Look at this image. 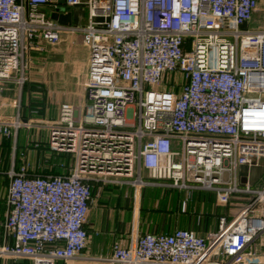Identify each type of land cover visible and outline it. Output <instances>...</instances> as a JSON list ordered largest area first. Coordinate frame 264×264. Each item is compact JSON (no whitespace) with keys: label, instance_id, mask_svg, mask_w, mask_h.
Segmentation results:
<instances>
[{"label":"built area","instance_id":"built-area-1","mask_svg":"<svg viewBox=\"0 0 264 264\" xmlns=\"http://www.w3.org/2000/svg\"><path fill=\"white\" fill-rule=\"evenodd\" d=\"M60 2L85 4L87 22L54 21L45 7ZM62 34L81 35L85 55L73 68L86 103L83 113L61 104L45 129L49 149L73 161L58 174L11 171L0 257H79L93 182L141 186L144 169L186 191L183 209L198 189L220 205L235 198L236 212L206 235L176 228L115 242L107 264H264L252 247L264 232V186L236 177L264 158V0H0V86L22 84L32 55Z\"/></svg>","mask_w":264,"mask_h":264},{"label":"crops","instance_id":"crops-1","mask_svg":"<svg viewBox=\"0 0 264 264\" xmlns=\"http://www.w3.org/2000/svg\"><path fill=\"white\" fill-rule=\"evenodd\" d=\"M45 11L62 25L87 22L85 4L67 7L60 2L55 7L46 6ZM84 55L81 35L62 34L57 44L46 45L43 53L34 54L36 70L31 71L22 84L12 80L0 86V124L12 122L15 118L21 121L20 127L13 129L11 135L0 133V244L5 241L3 222L8 210L6 195L11 171L27 165L33 173H52L53 168L46 169L47 163L51 162L47 160L51 150L47 145L46 123L58 117L63 103L72 104L78 112L84 111L85 90L73 68L76 62L84 59ZM61 90H67L64 101ZM51 164L54 168L58 166L55 160ZM140 176L144 182L141 186L93 182L85 224L86 247L79 257L58 264H107L105 257L115 242L129 246L140 234L171 233L176 228L206 235L217 228L219 215L231 218L236 212L232 205L235 198H232L231 205L222 207L217 205L212 192L198 189L191 191L183 209L182 202L187 197L185 190L171 186L168 179L144 169ZM236 177L240 186L247 183L253 189H261L264 186V161L239 165ZM182 215L185 219L181 218ZM252 247L256 252H264V232L255 238ZM0 264L15 262L0 257Z\"/></svg>","mask_w":264,"mask_h":264},{"label":"rangeland","instance_id":"rangeland-1","mask_svg":"<svg viewBox=\"0 0 264 264\" xmlns=\"http://www.w3.org/2000/svg\"><path fill=\"white\" fill-rule=\"evenodd\" d=\"M260 5H261V2H260V4H259V7H260ZM73 8V7H72ZM83 10V11H82ZM81 11H82V15L84 16V18H85V16H86V10L83 8V9H81ZM258 24H260V19L258 18V19H255L254 20V22L253 23H251V25H250V27H255V26H257ZM51 52H53V51H51ZM50 52V53H51ZM33 58H34V55H32V60H31V65H30V68H29V70L26 72V76H25V79L27 78V76L29 75V73L31 72V71H35L36 70V68L34 67L35 65L33 64ZM60 93H61V95L64 97L62 100L64 101L65 100V98H66V94H67V90H61L60 91ZM47 160H50L51 162L50 163H47V167H46V169L47 170H50V169H52L53 168V171H54V164H51L52 163V161H56L58 164H59V162H65L66 164H72V161H73V158L70 156V155H66V156H60V155H58V154H55L53 151H51V153L49 154V156H48V158H47ZM51 164V165H50ZM50 166H51V168H50ZM60 167V166H59ZM61 168V167H60ZM63 172L65 171L63 168L61 169ZM44 172H46V171H43V173ZM52 172V171H51ZM38 173H42V171L41 172H38ZM52 173H55V172H52ZM149 199V196L147 197V200ZM147 204V203H146ZM218 206H222V205H220L219 203L217 204ZM224 206V205H223ZM222 206V207H223ZM146 207H148V206H146ZM225 207V206H224ZM227 207H228V205H227ZM233 207V206H232ZM145 214V213H144ZM145 216V215H144ZM181 218L182 219H185V216L184 215H182L181 216Z\"/></svg>","mask_w":264,"mask_h":264},{"label":"trees","instance_id":"trees-1","mask_svg":"<svg viewBox=\"0 0 264 264\" xmlns=\"http://www.w3.org/2000/svg\"><path fill=\"white\" fill-rule=\"evenodd\" d=\"M58 155H60V156H66L65 154H58ZM61 169L62 168H60L59 167V164H58V166L56 168H54V171L52 170V172H55V174H58ZM27 263H28V261H26V260H19L15 264H27Z\"/></svg>","mask_w":264,"mask_h":264},{"label":"water","instance_id":"water-1","mask_svg":"<svg viewBox=\"0 0 264 264\" xmlns=\"http://www.w3.org/2000/svg\"><path fill=\"white\" fill-rule=\"evenodd\" d=\"M259 161H264V158L259 159Z\"/></svg>","mask_w":264,"mask_h":264}]
</instances>
